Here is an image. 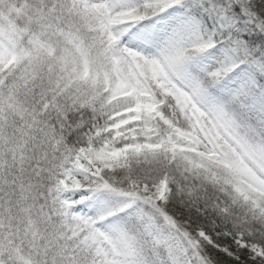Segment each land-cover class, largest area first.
<instances>
[{"label":"snow or ice","instance_id":"6c2138e0","mask_svg":"<svg viewBox=\"0 0 264 264\" xmlns=\"http://www.w3.org/2000/svg\"><path fill=\"white\" fill-rule=\"evenodd\" d=\"M0 264H264V0H0Z\"/></svg>","mask_w":264,"mask_h":264}]
</instances>
